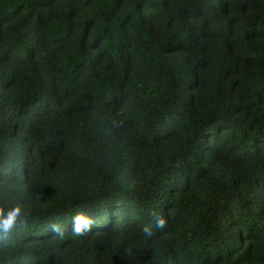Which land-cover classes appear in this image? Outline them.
<instances>
[{"label":"trees","instance_id":"trees-1","mask_svg":"<svg viewBox=\"0 0 264 264\" xmlns=\"http://www.w3.org/2000/svg\"><path fill=\"white\" fill-rule=\"evenodd\" d=\"M0 264H264V0H0Z\"/></svg>","mask_w":264,"mask_h":264},{"label":"snow or ice","instance_id":"snow-or-ice-1","mask_svg":"<svg viewBox=\"0 0 264 264\" xmlns=\"http://www.w3.org/2000/svg\"><path fill=\"white\" fill-rule=\"evenodd\" d=\"M14 215H15V214L10 215V216L8 217V219H7L6 221L3 222V227H6L7 225L12 224V222H13V216H14ZM86 224H87V221L84 220L83 218H80V219L78 220V222H77V225H76L77 231L80 230L81 226H86Z\"/></svg>","mask_w":264,"mask_h":264},{"label":"clouds","instance_id":"clouds-1","mask_svg":"<svg viewBox=\"0 0 264 264\" xmlns=\"http://www.w3.org/2000/svg\"><path fill=\"white\" fill-rule=\"evenodd\" d=\"M11 226V224L10 225H7L5 228H8V227H10Z\"/></svg>","mask_w":264,"mask_h":264}]
</instances>
